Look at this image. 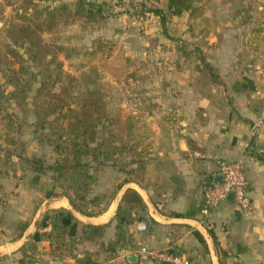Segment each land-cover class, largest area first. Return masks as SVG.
Segmentation results:
<instances>
[{"label": "crops", "instance_id": "obj_1", "mask_svg": "<svg viewBox=\"0 0 264 264\" xmlns=\"http://www.w3.org/2000/svg\"><path fill=\"white\" fill-rule=\"evenodd\" d=\"M98 1L127 6L138 0ZM158 6L166 12L168 0ZM193 6L204 13L193 9L170 20L178 27L189 20V39L203 42L198 56L161 33L145 39L155 44L160 80L144 85L157 91L145 100L156 109L143 111L155 126L142 176L118 187L126 176L105 169L95 189H115L114 196L99 213L86 214L59 193L51 170L14 172L0 165V264H80L85 257L96 264H158L139 253L144 245L185 252L191 264H264V123L251 136V125L264 114V0H199ZM146 14V27L160 24L159 15ZM122 17L107 22L127 20ZM128 49L136 52L129 43ZM201 74L204 83L194 81ZM24 141L26 156L54 163L46 148ZM220 159L242 160L250 204L242 209L234 200L221 201L206 228L198 222L203 191ZM51 190L57 194L45 196ZM128 190L142 205L124 197ZM140 221L146 230H136ZM130 253H136L133 260Z\"/></svg>", "mask_w": 264, "mask_h": 264}, {"label": "rangeland", "instance_id": "obj_2", "mask_svg": "<svg viewBox=\"0 0 264 264\" xmlns=\"http://www.w3.org/2000/svg\"><path fill=\"white\" fill-rule=\"evenodd\" d=\"M200 1L204 2V0ZM74 2L75 0H34L39 8L60 6L62 3L73 5ZM103 2L107 12L105 18L93 22L80 17L70 19L67 23L65 21L69 17L59 18V23L53 30L42 34L44 42L53 50L57 62L60 63V66L57 62L50 64L53 78L62 71L56 90L61 84H66L71 88V100L79 101V93L85 88L99 89L106 102L108 118L99 124L97 140L90 145V148L98 146L101 150L109 152L104 165H100L97 161L92 162L90 172L97 177V181L91 184L88 190L81 184L83 179L73 180L71 184L64 181L62 186L57 185L61 188L59 193L67 189L68 194L84 204L86 208H91V211L105 208L115 191L114 189L98 192L95 189L105 169L111 166L122 177L140 178L145 171V165L151 158L149 147L152 138L148 132H153L155 122L148 121L143 111L148 114L152 109H156V106L152 104L153 101L148 104L145 100L148 96L155 97L157 90L156 88L148 90L144 85L150 82L156 83L160 80V74L157 72L159 65L154 54L153 39H149V45L145 44V39L148 36L157 38L159 33L164 34L166 37L175 39L174 44L182 48V51L195 52V57L199 55L200 44L203 43L199 39L197 41L189 39V20L184 21L181 27H178L177 21L175 26L171 25L172 14H169V9L165 12L167 14L165 26L162 25L159 16V25L157 23L151 28L146 27L141 19L145 18L146 13L149 12L147 7H159L161 0H138L128 3L127 6H119L117 2ZM20 4L22 0H12V4L0 0V43L1 37L6 35V29L13 22H17ZM194 11L204 13L201 9H194ZM120 17L127 20L124 19L125 21L122 22L121 19L117 24L107 22L108 19ZM127 43L136 50L133 55L129 54V49L128 53L125 51ZM146 49L151 51V55L144 54ZM50 55L52 56V53ZM50 55L48 59L51 58ZM30 64L28 73L23 75V80H28L30 85L24 87V82L21 83V86L27 89L25 104L18 105L13 97L15 85L7 81L8 66L0 63V85L2 86L0 101L5 109L0 116L1 144H4L3 139L8 140V138H13L15 142L20 139L30 141L32 138L41 145L35 136L43 132H51L50 128L40 130L35 126L33 103L42 98L37 95V89L42 80L40 74L42 67ZM191 64H194V61H191ZM11 65L17 66L13 62ZM201 65L205 68L204 70H208L209 65L206 66L204 59H201ZM68 75L72 76L71 80L67 78ZM201 75L194 81L204 83V74ZM134 110L137 111L134 113ZM9 146H17V143ZM41 146L46 148L44 154L48 156L49 152L50 158H55V161L58 155L54 148L50 145ZM16 148L18 152L20 148ZM13 160L14 163L17 162V159ZM43 160L45 164H48V159ZM84 160H90V157ZM11 168L10 164L4 165L5 170L14 172L19 170ZM82 193L86 195L83 201L79 198Z\"/></svg>", "mask_w": 264, "mask_h": 264}, {"label": "trees", "instance_id": "obj_3", "mask_svg": "<svg viewBox=\"0 0 264 264\" xmlns=\"http://www.w3.org/2000/svg\"><path fill=\"white\" fill-rule=\"evenodd\" d=\"M195 1L197 0H168L169 14L180 15L184 11H193ZM4 2L12 4V0H4ZM103 3L97 0H75L73 5L62 3L60 6L39 8L34 0H22L17 12V22H13L6 29V35L1 37L0 63L8 66L7 81L15 85L13 97L18 105L25 104L27 89L23 88L21 83L24 82V87L30 85L28 80H23L24 73H28L31 67L30 63L42 67L40 73L42 80L37 89V95L42 98L33 103L36 116L35 126L40 130L50 128L51 132H43L41 135H36L35 138L41 145L52 146L58 156L53 164L48 165L41 157L26 156L24 154L26 143L23 140L15 142L13 138L3 139L4 144L0 142V165L2 168L4 165L10 164L12 165L11 169L14 167L22 172L27 170L43 172L50 169L53 172L52 178L56 185L62 186L64 181L71 184L73 180L83 179L81 184L87 190L91 184L97 181V177L90 172L92 162L97 161L100 165H104L109 157V152L101 150L98 146L90 148V145L97 140L99 124L108 118L106 102L99 89L85 88L79 93V101L71 100V88L66 84H61L56 90L62 71L53 78L50 64L57 60L53 50L44 42L42 34L53 30L58 25L59 18L69 17L65 21L66 23L70 19L80 17L93 22L105 18L107 12ZM147 11L159 15L162 25L165 26L167 14L161 8L147 7ZM48 55L51 58L48 59ZM12 62L17 66H12ZM57 63L60 66V63ZM210 69L211 67L208 66V70ZM67 78L71 80L72 76L68 75ZM1 93L2 86L0 85V95ZM3 110L5 109L0 101V116ZM13 143H17V146H9ZM16 147L20 148L18 152H16ZM88 157L90 160H84ZM13 159H17V162L14 163ZM129 179L133 178L125 177L118 187ZM66 190L64 189L61 193L69 198L75 209L86 214H96L102 211V209L91 211V208H86ZM54 194L57 193L51 190L47 191L45 196L50 197ZM79 196L82 201L86 198L85 193ZM124 197L142 205L141 197L134 190H128ZM79 263L96 264L89 257L82 258Z\"/></svg>", "mask_w": 264, "mask_h": 264}, {"label": "built area", "instance_id": "obj_4", "mask_svg": "<svg viewBox=\"0 0 264 264\" xmlns=\"http://www.w3.org/2000/svg\"><path fill=\"white\" fill-rule=\"evenodd\" d=\"M264 123V114L251 125V136L255 135L261 124ZM217 174L223 177L222 183L213 181L206 183L203 191V199L200 206L199 224L206 228L211 227L210 214L221 201L226 200L230 192L234 193V201L242 209L249 207L248 181L243 170L241 159H220L217 162ZM147 224L144 221L137 222L136 230L144 231ZM139 253L147 260L154 263L166 264H191L189 256L185 252L162 250L147 245L139 248Z\"/></svg>", "mask_w": 264, "mask_h": 264}, {"label": "water", "instance_id": "obj_5", "mask_svg": "<svg viewBox=\"0 0 264 264\" xmlns=\"http://www.w3.org/2000/svg\"><path fill=\"white\" fill-rule=\"evenodd\" d=\"M212 181L215 182V183H222V182H223V177H222L221 174H217V175L213 178ZM209 182H211V181H210V179L208 178V183H209ZM227 198L230 199V200H234V193H233V192H230V193L228 194V197H227ZM135 257H136V253H130V254H129V259H130V260H133Z\"/></svg>", "mask_w": 264, "mask_h": 264}]
</instances>
